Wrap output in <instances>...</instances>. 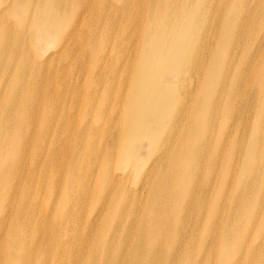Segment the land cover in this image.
Instances as JSON below:
<instances>
[{"label":"bare ground","instance_id":"1","mask_svg":"<svg viewBox=\"0 0 264 264\" xmlns=\"http://www.w3.org/2000/svg\"><path fill=\"white\" fill-rule=\"evenodd\" d=\"M118 1L0 0V264H261L264 0Z\"/></svg>","mask_w":264,"mask_h":264},{"label":"rangeland","instance_id":"2","mask_svg":"<svg viewBox=\"0 0 264 264\" xmlns=\"http://www.w3.org/2000/svg\"><path fill=\"white\" fill-rule=\"evenodd\" d=\"M107 2L109 3H114L116 6H120L121 4L119 3L118 0H106ZM235 1V4L237 6H239L238 4V0H234ZM257 9L261 10L262 8L264 7H261V6H256ZM118 14H120V11H116ZM45 15V14H44ZM43 15V17H44ZM11 21L14 22L15 19L10 17ZM230 19V16L226 15L223 19V21L225 23H228ZM263 24H264V20H263ZM101 25V23H100ZM259 25V24H258ZM256 25V26H258ZM53 48V47H51ZM54 50V48L52 49ZM87 54L85 55L86 57L84 58H76V57H67V58H56V62L59 63V65H63L65 67L64 69V72H63V75L65 77V79L67 81H69L71 84H74L76 85V87H78L79 89V93L77 95V97L75 98V100L72 98L71 96V93L69 91V89L64 86L63 84H61V82H59V79L57 80V85H56V89L59 90L63 96V99H64V105L61 109H63V113L64 112H70L72 115H74V122H76V118H77V114L79 113L80 109H84L85 111H89V109H85L87 108L84 104H92V105H97V99L99 98V96L101 95L103 89L105 88V84H106V79L107 77L103 78V79H98L97 76H94L91 78V83H92V86H90V88H93L96 93H97V96L95 97H89L88 96V93L84 90V85L88 84V75H89V69H90V65L92 64L93 62V57L90 55L89 53V50L87 49ZM47 65V64H45ZM104 67H100L98 69V73L101 69H103ZM55 69V63L54 62H49V64L44 67L43 71H42V74L47 72V70H53ZM105 70V68H104ZM0 72H2V69H0ZM8 72L5 74L7 75ZM100 75V73H99ZM102 76V75H100ZM128 84L124 83V80H123V88L126 87ZM117 86V84H116ZM125 89V88H124ZM229 94L228 92L227 93H224L223 95V100L228 97ZM101 106L102 107H106L105 105H103L101 103ZM112 107V104H108L107 105V109H110ZM95 127H96V130L92 133V135L90 136V140L93 141V142H97L99 141L101 144H103V142L105 141V139H101L100 138V135H99V131H101L100 129L104 126L103 123L101 121H98V120H95ZM81 127H82V130L84 131L85 127L83 124H81ZM68 136V132L67 131H63V137H67ZM86 136V135H85ZM84 136V137H85ZM110 137H108L109 139ZM67 143V142H65ZM140 152L141 153H145L146 152V142L145 141H142V143L140 144ZM27 159V157L24 158L23 160V164H24V161ZM112 159L114 160L115 159V154L112 155ZM94 174H98V171L95 170V173ZM97 176V175H96ZM98 177V176H97ZM100 186V182H99V185L98 187ZM87 188L88 190L92 191L93 189H95V182L92 183L90 185V182H88L87 184ZM95 206V202H92V203H89V202H85L83 204V206L81 208L87 210L88 207L90 208H93ZM106 212V208L104 207L103 208V211H102V214H104ZM87 216H84L82 217V219L85 220ZM264 238H260L259 236H256L255 239H254V245H256L257 243L263 241ZM255 256V255H254ZM222 257V254L219 256V260L216 261L215 260V256H212L207 262L208 264H221L222 263V260H220ZM254 261V260H253ZM262 263L261 264H264V261H261Z\"/></svg>","mask_w":264,"mask_h":264}]
</instances>
